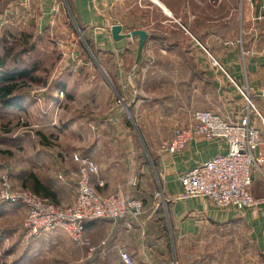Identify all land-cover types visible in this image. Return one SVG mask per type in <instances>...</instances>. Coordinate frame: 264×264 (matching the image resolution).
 I'll list each match as a JSON object with an SVG mask.
<instances>
[{
    "label": "crops",
    "instance_id": "obj_1",
    "mask_svg": "<svg viewBox=\"0 0 264 264\" xmlns=\"http://www.w3.org/2000/svg\"><path fill=\"white\" fill-rule=\"evenodd\" d=\"M63 1L66 13L72 14L67 0ZM69 1L72 17L77 18L96 57L85 43L84 50L92 60H73L72 75L64 82L66 88L53 75L47 94L44 89L17 93L14 97L20 109L0 107L7 123L12 125L16 118L26 117L30 119L29 128L36 133L46 136L57 132L60 138L51 143L39 139L21 142V152L13 153L16 161L10 174L16 176L11 180L31 187L33 176L39 196L47 194L46 198L55 204L70 203L77 193L73 176L76 164L71 155L78 154L96 163L98 176L91 183L98 193L108 195L120 186L127 198L139 200L143 210L130 229L126 221L86 222V235L96 251L85 253L101 264H115L117 249L126 251L134 264H173L174 252L181 254L189 243L205 247L225 235L243 238L246 254H252L250 264H264V203L221 210L205 200L176 199L182 192L178 177L224 154L223 141L194 137L179 153L170 155L164 150L172 136L170 131L162 145L156 147L158 173L151 168V160L140 155V149L151 150L152 146L151 82L155 79H170L179 88L171 89L180 104L167 108L165 117L170 125H189L194 111H210L226 121L236 120L243 112L244 99L191 36L249 95L264 121V30L249 24L243 31L245 47L224 46L213 18L216 8L212 6L210 11L206 0ZM0 4V19L21 23L27 27L22 32L33 39L53 34L60 25L66 29L59 0H0ZM254 15L249 14L252 21ZM114 25L121 27L119 35L123 39L119 41L112 38ZM71 43L72 52L80 53L81 46L77 48L74 39ZM115 86L124 98L121 104ZM59 88L64 90L63 98L58 95ZM65 106L67 126L61 128L54 118L63 116ZM42 107L46 110L41 111L43 114ZM253 125L259 130L263 143L260 153L264 154V124L255 117ZM136 134L144 141L136 140ZM92 136L98 139L95 145L90 141ZM103 138L110 142L105 145ZM96 180L103 187L97 186ZM249 192L256 199H264V162L254 170ZM23 215L25 218V209ZM59 231L63 232L53 229L41 236Z\"/></svg>",
    "mask_w": 264,
    "mask_h": 264
},
{
    "label": "rangeland",
    "instance_id": "obj_2",
    "mask_svg": "<svg viewBox=\"0 0 264 264\" xmlns=\"http://www.w3.org/2000/svg\"><path fill=\"white\" fill-rule=\"evenodd\" d=\"M59 1L61 2L59 8L63 14L62 19L66 29L63 30L64 27L60 25L53 29L54 33L51 35L50 33H45L43 37L35 39L31 36L25 37L28 34L22 32V29L27 27L21 26V23L18 22H9L7 20L4 22V19H0V55L8 54L6 56L8 66H12L13 64L19 67L23 65L30 67L38 65L35 75L41 80V83L22 87L19 90V95L20 93H30L31 91L37 93L36 90L41 89H44L42 91L47 94V84L50 81L52 83L53 80L51 78L53 75L55 77L58 76L57 81L59 82L57 83L65 85L66 88L64 82L72 75V66L70 64L73 60L75 62L84 61L85 58L92 60L91 56L84 50L85 40L82 32L74 22L72 14L66 13L64 1ZM206 1L210 3V6L206 5L205 9H208V6L210 7V11L212 6L216 8L214 9L213 18L218 23L217 28L221 33L220 40L222 45L224 42H230L233 43L231 45L233 47H245L243 31L246 30L249 24L264 30L263 22H254L249 16L250 13L255 14V16L264 13V0ZM1 13H3V6L0 4ZM203 25L205 28L207 27L205 23ZM205 31L207 33L208 30ZM72 39H74V43H78L77 48L81 46L80 53L72 52ZM2 40H4L3 43ZM23 50L26 53L17 57L18 61L14 62L15 54ZM172 88L179 89L167 78L163 80L155 79L151 82L152 146L151 150H147L149 157H147L143 148L140 149V155H145L151 160V168H153L152 160L156 155V147L158 146L157 148H159L162 142L166 140V137L170 135V131L172 134L174 128L177 127V125L168 124L165 117L168 107L179 106L180 104L172 96ZM60 91H62L60 93H63L64 90L60 89ZM164 97L167 98V101H165ZM117 101L119 104L123 102L118 99ZM41 111L46 112L43 107L40 108ZM62 115L54 118L56 126L61 128L67 126L66 106L63 109ZM7 122L8 119L6 120L0 114V177L3 173H6L13 187L24 188L23 184L19 181L11 180V178H15L16 176L10 174L12 163L14 164L16 161L13 153L21 152L20 146L23 144L21 143L23 141L25 144H28L39 139L43 140L44 143H51L59 141L60 138L57 132L47 134L46 136L36 133L34 129L29 128L30 119L26 117L16 118L15 124L13 123L12 125ZM28 131H31V134ZM136 137V140L139 142L144 141L141 135L138 136L136 134ZM102 140L105 141V145L107 142H110L108 138H103ZM90 141L93 144L98 143V139L93 136ZM21 208L24 210V207L19 203L13 204L0 201V264H101L94 256L87 258L86 250L76 246L63 232H53L45 236L26 237L23 229L24 215ZM228 236L221 237L213 245L206 244L205 247H200L196 243H189L182 248L181 254L177 251L174 252L173 264H250L252 254H246L248 252L244 248L243 238L239 240V238H228ZM248 251H251V249L248 248Z\"/></svg>",
    "mask_w": 264,
    "mask_h": 264
},
{
    "label": "built area",
    "instance_id": "obj_3",
    "mask_svg": "<svg viewBox=\"0 0 264 264\" xmlns=\"http://www.w3.org/2000/svg\"><path fill=\"white\" fill-rule=\"evenodd\" d=\"M253 21L264 23V13L254 15ZM191 38L201 47L210 63L234 85L245 106L234 121H226L210 111L200 110L192 113L189 125L174 128L170 140L164 144V150L170 155L179 153L194 137L221 140L226 145L224 154L197 164L178 177L182 192L176 199L205 200L221 210L263 204L264 199H256L249 192L252 174L264 162V154L260 153L263 143L259 130L253 125L255 117L264 124L261 114L249 95L225 73L220 63L195 38ZM231 45L233 43L224 42V46ZM59 97L63 98V93H59ZM119 101H123V98H119ZM71 160L76 164L73 176L76 178L77 193L70 203L55 204L29 188H15L6 173L0 177V201L19 203L24 207L23 229L26 237H37L53 229H61L76 246L93 254L96 247L86 235V222L103 219L126 221V227L130 229L133 221H137L141 215L143 205L139 200L127 198L120 186L111 194L101 195L91 183L98 176L96 163L78 154H72ZM96 183L103 187L99 180ZM117 254L115 264H134L123 249H117Z\"/></svg>",
    "mask_w": 264,
    "mask_h": 264
},
{
    "label": "trees",
    "instance_id": "obj_4",
    "mask_svg": "<svg viewBox=\"0 0 264 264\" xmlns=\"http://www.w3.org/2000/svg\"><path fill=\"white\" fill-rule=\"evenodd\" d=\"M67 4H68V6H69V8L73 14L72 5H71L69 0H67ZM263 11H264V8H263ZM74 19H75L77 27L79 28V30L83 34L86 45L88 46V48L90 49L92 54L96 57V52H95L94 48L92 47L91 42L86 37V35L83 33V31H82V29L78 23L77 18L74 17ZM25 37H30V36L26 35ZM3 42H4V40H2V43ZM223 45H224V43H223ZM25 53H26L25 50L20 51V53H18V54L16 53L14 56V62L18 61L17 57H19L20 55L25 54ZM7 55H5V54L0 55V107L1 108H17V109L19 108L20 109L21 105L14 96L17 95V93H19V90L22 87H24L26 85H31V84L38 85L41 83V80L35 75L36 74V65H33L31 67L30 66H24V65L19 67L18 65H14V64L12 66H8L7 57H6ZM115 88H116L117 93L120 95L119 97L123 98L121 95L120 89L117 88L116 86H115ZM123 100H124V98H123ZM152 161H153L152 166H153L155 172L158 173L159 167H158L157 161L155 158ZM30 179L34 183L33 186L30 187L25 183V184H23L24 188H29L35 194L39 195L37 180L33 176H30ZM46 196H49V195H47V194L42 195V197H44V198H46Z\"/></svg>",
    "mask_w": 264,
    "mask_h": 264
},
{
    "label": "water",
    "instance_id": "obj_5",
    "mask_svg": "<svg viewBox=\"0 0 264 264\" xmlns=\"http://www.w3.org/2000/svg\"><path fill=\"white\" fill-rule=\"evenodd\" d=\"M120 31H121V27L119 25L112 26L111 34H112V38H113L114 41H119V40L123 39V36L119 35ZM145 152L147 154V150L146 149H145ZM147 157H149L148 154H147Z\"/></svg>",
    "mask_w": 264,
    "mask_h": 264
}]
</instances>
